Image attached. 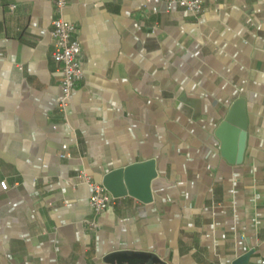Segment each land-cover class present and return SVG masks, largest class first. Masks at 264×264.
Wrapping results in <instances>:
<instances>
[{"label":"crops","instance_id":"1","mask_svg":"<svg viewBox=\"0 0 264 264\" xmlns=\"http://www.w3.org/2000/svg\"><path fill=\"white\" fill-rule=\"evenodd\" d=\"M64 15L84 70L67 120L54 0H0V264H234L249 250L247 264H261L264 0H204L199 14L70 0ZM238 98L247 137L231 162L216 129ZM147 160L152 198L119 196L88 226L79 170L103 182Z\"/></svg>","mask_w":264,"mask_h":264},{"label":"built area","instance_id":"2","mask_svg":"<svg viewBox=\"0 0 264 264\" xmlns=\"http://www.w3.org/2000/svg\"><path fill=\"white\" fill-rule=\"evenodd\" d=\"M69 2L70 0H54L56 16L52 21L50 31L52 57L60 64L62 73V94L58 102V109L66 120L72 94L84 77V70L80 63L82 44L78 37L79 27L78 24L67 20L64 15ZM167 3L168 8L177 5L195 14H199L204 8V0H167ZM15 6V4L10 5L11 9H14ZM61 156L68 157L70 153H62ZM77 176L79 183L89 185L92 190L90 195L92 215L86 219V224L96 229L100 226V216L117 202L118 197L114 196L102 182L96 181L87 170H79ZM1 186L4 189L8 188V182L1 181ZM261 264H264V253Z\"/></svg>","mask_w":264,"mask_h":264},{"label":"water","instance_id":"3","mask_svg":"<svg viewBox=\"0 0 264 264\" xmlns=\"http://www.w3.org/2000/svg\"><path fill=\"white\" fill-rule=\"evenodd\" d=\"M247 123L245 100L238 98L216 129V135L222 143V155L231 162L243 159ZM155 175L154 160H147L111 170L104 175L102 183L116 197L130 194L148 201L152 198L150 184ZM253 251L238 256L234 264H247ZM115 256L119 255L110 254L107 258Z\"/></svg>","mask_w":264,"mask_h":264}]
</instances>
